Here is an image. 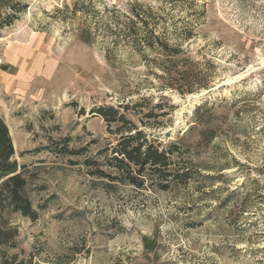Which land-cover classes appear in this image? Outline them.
I'll return each instance as SVG.
<instances>
[{"label": "rangeland", "instance_id": "rangeland-1", "mask_svg": "<svg viewBox=\"0 0 264 264\" xmlns=\"http://www.w3.org/2000/svg\"><path fill=\"white\" fill-rule=\"evenodd\" d=\"M28 4L0 34V116L14 160L38 167L35 185L44 190L34 193V205L47 207L35 221L13 216L18 244L7 252L15 264H146L144 237L156 244V264H264V0ZM131 7L201 64L207 89L180 95L163 87L159 71L148 66L155 55L136 51L116 32L132 19ZM142 98L148 108L164 105L161 124L146 130L164 143L192 126L201 104H214L230 124L239 113L236 134L222 126L199 160L212 171L203 175L221 180L201 189L108 194L81 165L67 162L93 156L110 139L92 109ZM63 137L73 150L86 148L84 155L57 157L44 149L48 139Z\"/></svg>", "mask_w": 264, "mask_h": 264}, {"label": "trees", "instance_id": "trees-1", "mask_svg": "<svg viewBox=\"0 0 264 264\" xmlns=\"http://www.w3.org/2000/svg\"><path fill=\"white\" fill-rule=\"evenodd\" d=\"M28 7V0H0V34L12 27ZM130 13L132 19L123 28L116 25V32L123 33L136 51L155 55L148 66L159 71L154 75L163 82L164 88L180 95L208 88L199 62L188 59L180 45H170L156 35L147 23V17H141L132 7ZM80 41L89 44L88 39L80 37ZM148 105L149 99L142 98L118 107L106 105L92 109L90 114L103 120L110 139L93 156L80 162L70 159L67 162L81 165L86 175L108 194H114L118 188L166 193L190 184L201 189L202 185L211 187L221 180V175H203L202 172L212 171L199 160L213 147L223 132L222 126H226V131L231 135L236 134L239 113H235V123L230 124L227 113H215L214 104H201L192 113V126L184 133L176 134L174 140L164 143L158 135L146 131L161 124L159 119L165 116V113H161L164 105L157 103L150 108ZM128 113L133 115L135 121L127 116ZM192 135L196 136L195 140L190 138ZM69 142V137L48 139L44 149L57 157L84 155L86 148L73 150ZM95 143L93 140L92 144ZM14 155L8 128L0 116V264H15L16 261V255L9 256L7 252L18 244L17 229L12 224L13 216L35 221L47 207L46 201L42 205H34L32 199L35 192L44 190L43 186L35 185L38 167L19 165ZM142 245L149 262L146 264H156L155 242L144 237ZM148 255L154 258L151 260Z\"/></svg>", "mask_w": 264, "mask_h": 264}]
</instances>
